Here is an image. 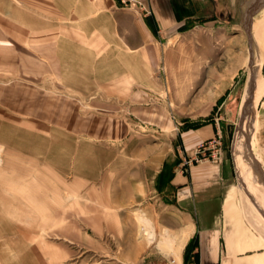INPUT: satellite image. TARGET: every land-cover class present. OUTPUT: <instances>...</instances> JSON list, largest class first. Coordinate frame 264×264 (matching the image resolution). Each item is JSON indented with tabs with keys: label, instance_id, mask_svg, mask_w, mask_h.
Wrapping results in <instances>:
<instances>
[{
	"label": "crops",
	"instance_id": "crops-1",
	"mask_svg": "<svg viewBox=\"0 0 264 264\" xmlns=\"http://www.w3.org/2000/svg\"><path fill=\"white\" fill-rule=\"evenodd\" d=\"M141 1L144 16L114 0H9L0 20V110L65 130L109 156L88 163V175L75 170L71 181L81 218L110 222L107 234L119 238L104 264H183L191 242L199 264H264V220L241 211L225 154L185 165L216 134V120L221 135L226 125L220 110L232 91L221 90L226 71L214 65L224 54L204 52L220 38L185 35L197 26L190 22L200 11L192 10L196 0ZM241 10L239 0V21ZM179 77L186 92L200 77L219 78L209 105L196 115L188 108L180 120L162 95L178 92ZM135 119L159 135L176 131L170 156L140 150L131 163L125 147L123 158L119 146L131 140L126 125ZM97 200L104 212L91 209ZM143 221L163 239L158 246H149Z\"/></svg>",
	"mask_w": 264,
	"mask_h": 264
},
{
	"label": "rangeland",
	"instance_id": "rangeland-1",
	"mask_svg": "<svg viewBox=\"0 0 264 264\" xmlns=\"http://www.w3.org/2000/svg\"><path fill=\"white\" fill-rule=\"evenodd\" d=\"M8 1L0 0L1 21H6L9 16ZM238 1L216 0L218 4L214 5V0H211L209 5L204 3L200 9L203 3L196 0L192 10L200 11L190 22L194 26L193 21H196L197 26L185 35L220 38L219 46L205 45L204 52L208 53L206 50L209 47L210 53L214 49V53L219 51L224 54V57L220 55L222 61L214 65L226 71L225 85L223 81L220 83L221 90L232 91L226 94V106L220 110L227 114L222 135L225 159L233 173L230 180L235 185L237 183L235 194L243 214L255 216L257 212L256 217L264 220V207L255 206L247 193L248 186L253 184L252 177L249 176L248 180L247 174L237 173L234 141L229 142L228 139V133L234 132L241 106L245 103V88L250 87L247 95L253 93L250 80L246 81L250 55L255 48L251 25L256 21L264 24V0H241L240 21ZM215 57H210L209 64L215 62ZM260 75L262 91L257 105L255 131L249 148L247 144L244 147L264 179V52ZM180 80L182 78L179 77L176 94L172 97L169 93L162 94L164 103L175 107L176 113L172 114L178 120L185 117L186 110L192 106L196 115L201 112V105H209L212 96L216 95L212 91L216 90L219 78L200 77L189 92L180 89ZM203 83L207 87H202ZM126 127L131 133V140L122 142L119 147L123 158L125 147L130 151L128 157L131 163L138 160L140 150L160 148L163 156H170V150L178 141L174 135L176 131L172 135H159L155 126L140 125L136 119ZM99 159L106 162L109 156L88 148L65 130L32 126L0 110V264H104V251L119 244V238H111L107 234L110 222L82 219L77 207L73 208L71 198V181L77 175L75 172L80 170L81 175H88V163L95 164ZM96 202L90 206L91 209L104 212V206L98 200ZM79 208L87 211L89 205L81 204ZM142 225L145 226H142L144 232L148 233L145 239L149 246H158L163 239L150 230L147 222L143 221ZM40 254L42 259L37 260L36 256Z\"/></svg>",
	"mask_w": 264,
	"mask_h": 264
},
{
	"label": "bare ground",
	"instance_id": "bare-ground-1",
	"mask_svg": "<svg viewBox=\"0 0 264 264\" xmlns=\"http://www.w3.org/2000/svg\"><path fill=\"white\" fill-rule=\"evenodd\" d=\"M250 30L253 40L255 42L254 44L255 48H252L254 50L250 55V60H249L250 69L246 81L251 80V78L253 79L251 83L253 87V93L250 96L247 95V91L249 90L250 87L245 88V94H244L245 103L243 102L241 106V110L238 116V122L234 129V133H233L234 135L232 141H234L235 169L237 170L239 175L242 172L247 174L248 180H249V176L252 177V183H253L251 184L252 187L250 185V182L249 181L247 182V184L250 185L248 186L249 191H247V193L249 194L250 198H252L253 203L256 204L255 206L259 208L261 207L263 209L264 207L263 175L261 176L257 172V169L254 167L252 160L247 156L244 144L245 145L247 144L248 147V145H250L252 142L253 133L255 131V124L257 120V105L262 91V88L260 86V81H261L260 68L263 63L264 24L262 22H257V21L253 22ZM247 64H248V59L246 61V65ZM36 259L37 260L42 259L41 254L40 256H36Z\"/></svg>",
	"mask_w": 264,
	"mask_h": 264
},
{
	"label": "built area",
	"instance_id": "built-area-1",
	"mask_svg": "<svg viewBox=\"0 0 264 264\" xmlns=\"http://www.w3.org/2000/svg\"><path fill=\"white\" fill-rule=\"evenodd\" d=\"M117 6L131 10L135 14L139 16H144L148 14V9L146 4L141 0H114ZM219 120L215 122L216 134L202 142L199 145V156L194 158L193 160H189L185 162L186 166L191 165L192 162L195 161H206L211 163H217L223 158L224 155V144H223V137L221 135V128L218 124ZM155 264H175L173 260L165 261V262H157ZM188 264H199L190 261Z\"/></svg>",
	"mask_w": 264,
	"mask_h": 264
},
{
	"label": "trees",
	"instance_id": "trees-1",
	"mask_svg": "<svg viewBox=\"0 0 264 264\" xmlns=\"http://www.w3.org/2000/svg\"><path fill=\"white\" fill-rule=\"evenodd\" d=\"M223 144L225 145V141L223 140ZM225 147V146H224ZM195 246V242H191L188 244V246L185 249L184 253V261L183 264H188L190 261L196 263V253H193V249Z\"/></svg>",
	"mask_w": 264,
	"mask_h": 264
},
{
	"label": "water",
	"instance_id": "water-1",
	"mask_svg": "<svg viewBox=\"0 0 264 264\" xmlns=\"http://www.w3.org/2000/svg\"><path fill=\"white\" fill-rule=\"evenodd\" d=\"M252 81H253V79L251 78V80H250L249 84H251V83H252ZM249 86H250V85H249ZM227 129H229V128L227 127ZM233 133H234V132L228 133V139H229V142H231V141H232V139H233Z\"/></svg>",
	"mask_w": 264,
	"mask_h": 264
}]
</instances>
